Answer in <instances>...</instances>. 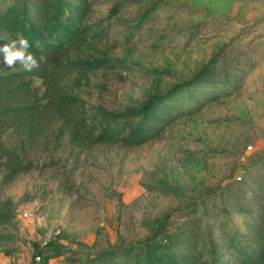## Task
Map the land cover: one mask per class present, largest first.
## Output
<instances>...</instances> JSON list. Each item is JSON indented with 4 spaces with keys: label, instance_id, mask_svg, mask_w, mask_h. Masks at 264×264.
I'll list each match as a JSON object with an SVG mask.
<instances>
[{
    "label": "rangeland",
    "instance_id": "rangeland-1",
    "mask_svg": "<svg viewBox=\"0 0 264 264\" xmlns=\"http://www.w3.org/2000/svg\"><path fill=\"white\" fill-rule=\"evenodd\" d=\"M92 1L85 24L98 36L70 57L103 58L109 66L74 73L68 84L88 110L138 111L192 80L222 49L229 58L254 57L258 67L238 93L176 120L159 140L72 156L64 147L53 155L57 165L39 160L0 186V201H11L14 211L12 223L0 227V254L11 264L35 255L42 264H70L68 257L136 247L164 217L176 225L194 207L202 217L201 251L209 257L214 245L220 253L229 235L246 232L233 203L256 207L264 167V0ZM200 23L206 28L188 45V31ZM9 42L0 34V48ZM3 55L4 71H24L19 63L7 68ZM33 86L41 96V81L33 78ZM58 253L64 255L50 259Z\"/></svg>",
    "mask_w": 264,
    "mask_h": 264
},
{
    "label": "trees",
    "instance_id": "trees-1",
    "mask_svg": "<svg viewBox=\"0 0 264 264\" xmlns=\"http://www.w3.org/2000/svg\"><path fill=\"white\" fill-rule=\"evenodd\" d=\"M92 0H0V34L10 41L22 34L29 52L47 60L38 70L7 73L0 66V186L36 169L39 160L48 167L58 164L53 155L64 147L80 155L97 145L133 148L159 140L176 120L199 113L208 104L238 93L258 67L254 57L229 58L220 50L195 75L166 95L153 97L138 111L117 113L103 108L88 110L83 101L69 93L72 74L105 68L106 59L75 58L70 53L98 36L85 21ZM207 23L188 31L189 45ZM99 32H103L102 29ZM102 34V33H101ZM106 38V35H101ZM41 81L43 94L33 86ZM75 85V79L73 81ZM15 135V139L9 136ZM10 136V137H11ZM37 156L38 158H35ZM254 209L234 202L244 216L245 233L229 235L221 252L214 245L206 257L199 244L202 217L197 207L181 212L176 225L164 217L153 235L136 247L117 251L100 250L70 264H264V167L260 171ZM12 202L0 201V227L14 218ZM10 252L6 253L9 256ZM58 253L50 259L60 258Z\"/></svg>",
    "mask_w": 264,
    "mask_h": 264
},
{
    "label": "clouds",
    "instance_id": "clouds-1",
    "mask_svg": "<svg viewBox=\"0 0 264 264\" xmlns=\"http://www.w3.org/2000/svg\"><path fill=\"white\" fill-rule=\"evenodd\" d=\"M31 47L29 40L22 34H18L16 40L10 41L0 52H3V62L9 69H14L19 63L24 71L32 72L38 70L42 63H45L47 57L40 55L37 57L35 54L29 52Z\"/></svg>",
    "mask_w": 264,
    "mask_h": 264
},
{
    "label": "built area",
    "instance_id": "built-area-1",
    "mask_svg": "<svg viewBox=\"0 0 264 264\" xmlns=\"http://www.w3.org/2000/svg\"><path fill=\"white\" fill-rule=\"evenodd\" d=\"M22 216L27 217L26 214H22ZM59 234H60L59 231H56L54 233V236H58ZM43 262L44 261H43L42 255H35L34 258H33V261L28 263V264H42Z\"/></svg>",
    "mask_w": 264,
    "mask_h": 264
},
{
    "label": "crops",
    "instance_id": "crops-1",
    "mask_svg": "<svg viewBox=\"0 0 264 264\" xmlns=\"http://www.w3.org/2000/svg\"><path fill=\"white\" fill-rule=\"evenodd\" d=\"M11 262H14V260L4 257L2 254H0V264H11ZM21 263L22 262L18 260L15 264H21Z\"/></svg>",
    "mask_w": 264,
    "mask_h": 264
}]
</instances>
